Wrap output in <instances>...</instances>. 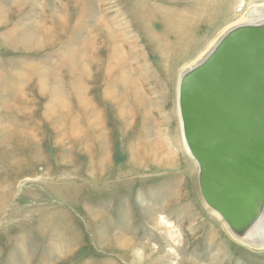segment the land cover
Here are the masks:
<instances>
[{"label":"rangeland","instance_id":"obj_1","mask_svg":"<svg viewBox=\"0 0 264 264\" xmlns=\"http://www.w3.org/2000/svg\"><path fill=\"white\" fill-rule=\"evenodd\" d=\"M253 9L0 0V264H264L203 200L177 95Z\"/></svg>","mask_w":264,"mask_h":264},{"label":"water","instance_id":"obj_2","mask_svg":"<svg viewBox=\"0 0 264 264\" xmlns=\"http://www.w3.org/2000/svg\"><path fill=\"white\" fill-rule=\"evenodd\" d=\"M178 107L202 198L239 237L264 214V22L226 30L180 77Z\"/></svg>","mask_w":264,"mask_h":264},{"label":"bare ground","instance_id":"obj_3","mask_svg":"<svg viewBox=\"0 0 264 264\" xmlns=\"http://www.w3.org/2000/svg\"><path fill=\"white\" fill-rule=\"evenodd\" d=\"M264 22V10H257V9H253V10H251L246 16H245V18H242V19H240L238 22H235V23H232L234 26H236V25H242V24H257V23H263ZM106 28H107V33H109V37H111L110 38V41H112L113 42V44H114V42L116 41L115 39H116V37L115 36H113L110 32H108L109 31V29H108V26H106ZM223 35V34H222ZM222 36H220L219 38H218V40L215 42V44L214 45H216V43L220 40V38H221ZM214 45H213V47H214ZM212 47V48H213ZM211 48V49H212ZM210 49V50H211ZM209 52V51H208ZM197 62H195V63H192V65H191V67L194 65V64H196ZM183 64V63H182ZM187 66V65H186ZM191 67H189V68H187V69H190ZM186 69V70H187ZM186 70H184L183 71V73L180 75V77L185 73V71ZM179 80H180V78H179ZM179 84V83H178ZM132 85V84H131ZM178 95V94H177ZM178 111H179V107H178ZM179 117H180V115H179ZM180 122H181V119H180ZM181 128H182V123H181ZM182 135H183V129H182ZM183 141H184V145H185V148H186V150L187 151H189V149H188V145H187V143H186V141H185V138H184V135H183ZM190 153V152H189ZM190 155H191V153H190ZM191 157H192V155H191ZM193 158V157H192ZM194 159V158H193ZM194 161H195V159H194ZM196 162V161H195ZM196 165L198 166V164H197V162H196ZM216 212V211H215ZM217 213V212H216ZM217 215L219 216V214L217 213ZM239 240H242L243 241V243H247V244H255V242H259L260 241V243H262L263 242V240H264V214H263V216L260 218V220H258L255 224H253L249 229H248V231L247 232H245L243 235H241V236H239V237H237ZM260 239H263V240H260ZM127 241V240H126ZM124 242V245H130V242L129 241H127V242ZM117 243L118 244H122L123 243V241L121 240V239H118V241H117Z\"/></svg>","mask_w":264,"mask_h":264}]
</instances>
